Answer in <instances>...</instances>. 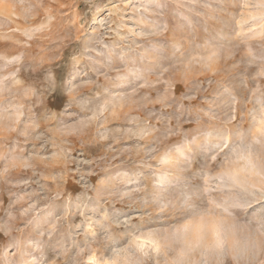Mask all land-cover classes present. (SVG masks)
<instances>
[{
  "label": "rangeland",
  "instance_id": "rangeland-1",
  "mask_svg": "<svg viewBox=\"0 0 264 264\" xmlns=\"http://www.w3.org/2000/svg\"><path fill=\"white\" fill-rule=\"evenodd\" d=\"M264 0H0V264H264Z\"/></svg>",
  "mask_w": 264,
  "mask_h": 264
},
{
  "label": "bare ground",
  "instance_id": "bare-ground-1",
  "mask_svg": "<svg viewBox=\"0 0 264 264\" xmlns=\"http://www.w3.org/2000/svg\"><path fill=\"white\" fill-rule=\"evenodd\" d=\"M264 192V191H263Z\"/></svg>",
  "mask_w": 264,
  "mask_h": 264
}]
</instances>
